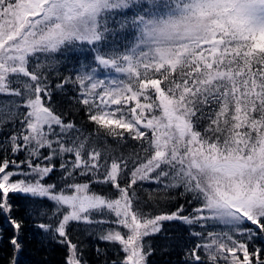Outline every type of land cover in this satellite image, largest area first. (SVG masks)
Wrapping results in <instances>:
<instances>
[{"label":"snow or ice","instance_id":"snow-or-ice-1","mask_svg":"<svg viewBox=\"0 0 264 264\" xmlns=\"http://www.w3.org/2000/svg\"><path fill=\"white\" fill-rule=\"evenodd\" d=\"M227 2L228 23L214 22L210 38L191 53L163 62L141 49L119 61L98 58L119 65L126 79L115 86L83 73L57 83L55 89L79 84L78 97L69 99L86 106L97 125L90 132L56 107L41 69L57 63L52 54L66 41L99 39L98 18L129 0H0V214L13 229L10 264H19L25 225L10 194L33 201L34 220L47 216L50 222L34 227L42 244L66 247V264H88L71 239L73 222L120 246L123 258L112 264H148L155 249L146 238L165 236V222L189 226L199 238L186 249V264H203L200 249L210 264H264L261 248H249L264 238V0ZM129 101L135 106L125 109ZM129 139L137 146L125 149ZM145 183L164 193L183 189L191 209L146 212L135 187Z\"/></svg>","mask_w":264,"mask_h":264},{"label":"trees","instance_id":"trees-1","mask_svg":"<svg viewBox=\"0 0 264 264\" xmlns=\"http://www.w3.org/2000/svg\"><path fill=\"white\" fill-rule=\"evenodd\" d=\"M149 9L147 4L142 2H134L129 0L127 7L113 9L106 12L98 18L97 35L99 39L91 40L84 38L73 39L66 41L60 48L53 53L57 63L51 68L44 67L41 71L46 72L51 85L54 89L53 98L56 107L66 113V119L72 120L77 126H82L88 131H93L97 128L94 122L88 119L86 106L79 102V99L73 100L69 97H78L80 86L78 83H69L64 85L63 89H55L57 83H61L65 77H71L74 81L78 74L92 76L95 79L112 83L126 79L124 74L119 71L118 64L100 65L98 58L107 59L110 61H119L121 57L133 55L139 51L137 46V18L147 15ZM143 72V69H140ZM163 71V69H161ZM154 78H159V74L154 71L151 73ZM176 74L173 73V76ZM164 87V84H161ZM97 91H100L99 89ZM148 93L155 98V90L149 88ZM143 102V97L140 98ZM135 106V101H129L125 105V109ZM111 109L119 108L120 105H111ZM116 116L120 113L116 112ZM127 135V134H125ZM2 138V134H0ZM109 144L115 146V141L111 136L106 137ZM137 146L136 141L128 140L124 145L125 149L134 148ZM22 159L23 156L21 155ZM86 178L81 177L80 180ZM56 176H53L49 182L55 181ZM98 193H106L111 191L110 186L92 185ZM137 187V196L144 202L143 207L146 212L157 214L160 212H170L176 209L180 204H185L186 208L191 209L192 205L188 203L190 197L182 196L183 189L170 190L167 193L154 191L159 186L155 184L145 183ZM14 204V215L17 219H23L24 225V248L19 257V264H66L67 249L60 244L49 241L47 244H42L39 237L42 235L39 229L34 227L37 220L48 223L47 216L37 217L34 220L29 216L30 206L33 201L22 194H10ZM45 204L51 208L48 201ZM51 213L49 212V215ZM88 226L83 224L72 223L70 225L71 239L79 242L81 245L83 258L88 264H112L113 261L119 262L123 258V253L120 251L118 244H111L101 241L89 235L85 230ZM195 230L201 231L199 227L193 226ZM223 229V226H209V230ZM165 236L156 235L148 239L153 248V254L148 257V264H186L185 255L186 249L194 246L199 238L190 235L189 226L183 225L180 222H165ZM13 234V229L5 221V218L0 214V235L4 240L0 242V264H10L12 251L9 245V238ZM97 247L104 250L103 255H97ZM256 247L261 248L264 252V238H256L249 243L250 251H254ZM167 249V250H165ZM198 254L202 257L203 264H210L207 255L203 249H200ZM226 255H230L225 253ZM242 259V253H237ZM254 259V258H253ZM217 264H226L223 259H218Z\"/></svg>","mask_w":264,"mask_h":264},{"label":"clouds","instance_id":"clouds-1","mask_svg":"<svg viewBox=\"0 0 264 264\" xmlns=\"http://www.w3.org/2000/svg\"><path fill=\"white\" fill-rule=\"evenodd\" d=\"M147 4L149 11L137 27V46L151 59H177L180 52L191 53L210 38L214 22L228 23L227 0H134ZM231 15V13H229ZM232 26L229 24V28ZM183 59V57H180Z\"/></svg>","mask_w":264,"mask_h":264},{"label":"rangeland","instance_id":"rangeland-1","mask_svg":"<svg viewBox=\"0 0 264 264\" xmlns=\"http://www.w3.org/2000/svg\"><path fill=\"white\" fill-rule=\"evenodd\" d=\"M82 40H84V38H81ZM89 40V38H87ZM98 63L100 64L99 60H98ZM101 65V64H100Z\"/></svg>","mask_w":264,"mask_h":264}]
</instances>
